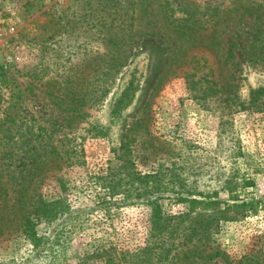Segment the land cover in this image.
Listing matches in <instances>:
<instances>
[{
    "label": "rangeland",
    "instance_id": "rangeland-1",
    "mask_svg": "<svg viewBox=\"0 0 264 264\" xmlns=\"http://www.w3.org/2000/svg\"><path fill=\"white\" fill-rule=\"evenodd\" d=\"M188 1L204 7L212 1L232 7L237 1L229 23L216 27L221 45L230 39L244 47L264 45V25L254 22L256 13L264 18V0ZM161 5L159 0H0V140L15 142L18 157L26 151L30 160L44 161L30 170L29 192L64 198L68 208L54 226L36 221L37 235L52 239L58 231L54 247H65L64 264H107L88 256L112 246L120 257L150 243L158 253L167 247L168 255L191 254L189 263L178 264H264V64H248L235 46L224 71L235 72L236 88L224 95L214 87L201 91L192 82L208 70L199 57L206 54L215 67L220 51L197 42L204 30L191 33L196 45L189 48L187 31L182 35L169 25ZM245 7L251 16L242 13ZM119 15L128 17V30L135 32L125 56L112 58L110 51L117 53L123 44L110 37L115 27L120 32ZM179 45L186 51L173 61ZM119 60L108 91L78 107L86 115L58 127L65 80L83 76L90 89L101 88L93 85L108 77L109 61ZM128 83L124 105L118 99ZM45 141L47 149L36 148ZM118 164L122 172H136V185L144 179L138 189L154 184L160 190L139 197L141 202L111 194L104 177ZM243 200L254 202L256 210L243 216L236 214L243 207H227ZM152 206L158 209L155 221ZM67 219L80 224L66 231ZM206 219L214 222L212 235L188 237L186 227L191 222L201 227ZM44 262L24 234H0V264Z\"/></svg>",
    "mask_w": 264,
    "mask_h": 264
},
{
    "label": "trees",
    "instance_id": "trees-1",
    "mask_svg": "<svg viewBox=\"0 0 264 264\" xmlns=\"http://www.w3.org/2000/svg\"><path fill=\"white\" fill-rule=\"evenodd\" d=\"M159 1L160 4H162L161 6L163 16L165 20L168 21V24L176 27L178 31L182 33V35H185L187 31V34L189 35V38L187 40H190V42H192L190 43L189 48L193 47V44L196 45V43H194L196 41V37H194L191 33H198L199 31L204 30L206 32L202 33L201 38L197 42L201 41V46L206 50H213L217 54L220 51V58L217 59V64L215 67L208 63L205 57L206 54H203L204 56L199 57V60L201 61L200 66H207L208 70L206 72H203L202 75L198 76V79L192 82H194V86L196 85V83H199V89L201 91L205 92L206 89L214 87L222 95H224L228 92H232L234 90V87L236 88L237 83L234 82L237 79L235 72L229 71L228 69H225L224 71L226 62L234 56L233 47L235 46H238L242 49V53L245 56L244 60L247 61L248 64L252 66L264 64V45H261L260 47H252L250 44L245 45L244 47V45H236V42L233 39H230L227 46H222V41L218 40V35H216V27L221 22H227V24L229 23L232 18L230 16V13L236 12L239 7L238 4H236L235 6V2L237 1H231L234 7L225 6L222 2H219L218 4V1H212L208 4L209 7H204L201 6V3L195 4L194 2L188 0ZM207 2L208 1H205V3ZM260 7L264 9V6L260 5ZM209 8H211L212 10ZM203 9L207 10L203 11ZM219 9L221 10L220 15L217 14V10ZM175 11H181L182 14H178V16H176ZM246 11L249 13V16H251V14L253 13L252 9L250 10L249 7H245L242 13H245ZM262 13H264V11H262ZM261 16L262 15L258 13H256V15L254 16V22L257 23L258 27L259 25H264V18H262ZM118 17L120 21L119 23L122 24V27H120V32H118L114 24L115 30H112L110 37L112 38L111 40L115 43H119L120 41L123 42V44H118L117 53L110 51V57L112 58H116L118 56H121V58H123V56H125L123 55L124 48L125 46H130V39L133 32H135V29L128 30V26L130 25V23L127 22L128 17H125L124 15H119ZM257 20L259 21V25ZM112 21L113 19L112 17H110L109 22ZM135 24L136 23H134V25ZM179 40L181 39H179L178 37L176 41H173L174 44L178 45ZM179 46L177 48V51L173 55V61H177L180 54L183 53V51H186L184 48H181V46ZM120 47L121 50L118 52ZM221 58H223L222 62ZM194 60L197 61L198 58ZM198 64H200V62H197V64L194 65V69L197 70V67H199ZM107 65L109 69L108 77L104 79V81L100 84L98 83V85H93L101 86V88L97 87L90 89L88 87L90 86L88 80L83 76H76L74 78L65 80V82L62 84V95L60 97V104H62L63 107L60 110L61 113L59 115H61V117L58 118V127L65 126L75 121L79 116L82 117L86 115L87 113L85 111H81L78 107L91 105L94 101L100 99L108 91V86L112 85L115 81L114 76L118 71V65H122V61H109ZM100 68L101 64L98 63L95 69L98 70ZM204 81L206 82V84H204ZM128 85L129 83L126 84L122 89L121 98L118 99V101H122L124 105L128 103V101L126 102V100H124ZM228 99V96L223 99L224 102H227L226 105H228L229 103ZM78 109L80 110V112L78 111ZM4 130H6V128H4ZM14 143L15 142L10 143L6 140H0V234L14 231L20 232L24 234L25 238L28 239L30 243H32L33 248H40V256L42 255L45 260L44 264H64L66 255L65 247L60 245H58V248L54 247V244L57 243L58 231L55 230L53 232L52 239H50V237H40L37 235L35 223L36 221L38 222L39 220L43 219L48 223L53 224L54 226L57 220L62 218L64 212L68 210V208L66 207V201L64 198H58L55 200L44 199L43 196L34 189L29 192L30 181L27 180V177L30 174V170H32L33 168H38L39 165H41L39 164V162L44 161H37V159L30 160L29 158H27L29 156H26V151H24L22 157H18L16 152L13 151L16 150ZM46 144V141L38 143V146L36 148L40 147L42 149H47ZM51 147V149H54L53 146ZM31 148H33L32 144L28 150H31ZM132 150L133 148L129 147V149L126 151L129 153ZM122 155H120L121 158H123ZM125 159L126 161L130 162V159ZM118 165L119 166L116 167L111 166L109 168L108 175L104 177V181H106V184H108V191L111 194L121 192L124 194V196L128 195L132 198L138 199V202H141L139 201V197L148 195V193L153 194L160 190L159 187L155 186L154 184H151V187L148 188L138 189L140 182L144 179H139V182L136 185L135 183L138 179L136 177V172L134 171L135 175H133L132 172H122L120 170L122 164ZM171 168L170 169L173 170V165ZM147 182L151 183V180L149 179L147 180ZM16 192H18L17 196L14 195V193ZM187 200L191 203H194L196 201H203V199L200 200L190 198H188ZM234 200L239 201L238 198H235ZM9 203H11V205H9ZM148 203L151 206V203ZM148 203L142 202V204L144 205H147ZM152 205L156 206V203L152 202ZM230 206L243 207V209H241L240 211H236V214L241 213L243 216L256 210V205L254 206V202H246L244 200L242 202H234L233 204L227 205V207ZM10 209H13L12 213L16 214L14 219L13 217H10ZM152 210L154 211L152 213V221H155L154 214L156 212L155 210L158 209L152 206ZM226 211L227 209H223L220 210L219 213L224 216V213H226ZM79 222L80 221H71V219H67V226L65 230H71L70 228L77 226L78 224H80ZM213 223L214 222L212 220L206 219L201 227H197L195 225V222H191V225L186 227L188 237H191L194 234H201L202 236H205V239H208V237L212 235ZM152 245L153 244L150 243V245L143 248L144 250L136 251L135 253H120V257H118L115 248L109 246L108 248H104L103 251H96L95 253H92L90 256H88V258H95V256H97L98 258H102L107 264H169L170 262L172 264H178L180 260H184L185 262L189 263L190 258L192 257L191 254L186 251L168 255L170 253V249L167 247H165L162 252L158 253L157 251H153L152 248L154 246ZM112 251H114L115 253L113 254ZM135 258L139 259L134 260Z\"/></svg>",
    "mask_w": 264,
    "mask_h": 264
}]
</instances>
